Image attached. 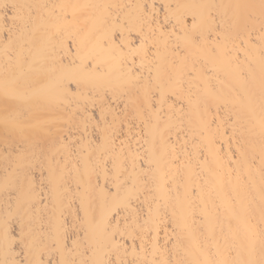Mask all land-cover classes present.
<instances>
[{
  "label": "bare ground",
  "instance_id": "bare-ground-1",
  "mask_svg": "<svg viewBox=\"0 0 264 264\" xmlns=\"http://www.w3.org/2000/svg\"><path fill=\"white\" fill-rule=\"evenodd\" d=\"M4 11L16 20L0 22V264L261 259L264 0ZM142 41L147 55H132Z\"/></svg>",
  "mask_w": 264,
  "mask_h": 264
},
{
  "label": "snow or ice",
  "instance_id": "snow-or-ice-1",
  "mask_svg": "<svg viewBox=\"0 0 264 264\" xmlns=\"http://www.w3.org/2000/svg\"><path fill=\"white\" fill-rule=\"evenodd\" d=\"M13 7H15V5H13ZM193 27H195V20L193 21ZM197 39H198V35L196 33H194L193 36H192L193 42H196ZM143 43L144 42L142 41L140 48L137 49L136 52L132 53V55L135 56L139 52H143L144 56L147 55V49L144 48ZM4 99H5V102H6V109L11 108V105L7 103L8 101L11 100V97H9L6 94ZM157 111H159V110H157ZM178 160H179V157L176 156V155H173L171 160L168 162L171 167H175L176 168L177 174H179L180 170L185 167V165L182 162L181 163H177ZM149 163H151V161ZM204 163H207V157H205ZM118 178H119V174L117 175V179ZM149 179H153V177H149ZM160 180H161V183L159 184V188L161 190L166 191L169 195L173 191H175L177 193V196L179 197V190H180V187H181L180 184H174L172 188H168L167 187L168 181L164 180L162 176L160 177ZM148 182H149L148 179H146L144 181V183H146V184ZM205 183H207V180H205ZM200 187L201 186H200L199 182H196V183L192 184L191 186L186 188L185 196L186 197L190 196L193 199L199 197V195H200ZM195 222H196V218L193 215V223H195ZM157 230H158V227H157ZM148 231H151V229H148ZM3 264H8V261H4ZM65 264H77V262L73 260V261H67V262H65ZM85 264H86V262H85ZM102 264H121V262L120 261H107V262H102ZM126 264H137V262L136 261L126 262ZM153 264H171V262L162 261V262H153ZM176 264H184V262L183 261H177ZM209 264H229V262L228 261L209 262ZM244 264H264V240L261 241V259L259 261L248 260V261L244 262Z\"/></svg>",
  "mask_w": 264,
  "mask_h": 264
},
{
  "label": "rangeland",
  "instance_id": "rangeland-1",
  "mask_svg": "<svg viewBox=\"0 0 264 264\" xmlns=\"http://www.w3.org/2000/svg\"><path fill=\"white\" fill-rule=\"evenodd\" d=\"M6 2V1H5ZM8 2V1H7ZM9 4H11L10 2H8ZM8 3H6L7 5H9ZM5 13H4V16L2 17V19L0 18V22L2 23V24H4L5 23V25H6V27H4V28H7L8 27V25H9V23H10V25H9V27L8 28H10V26L12 27V24L14 23V20H16V19H13V18H10V16H9V13H8V11H4ZM2 20V21H1ZM13 22V23H12ZM16 22V21H15ZM12 23V24H11Z\"/></svg>",
  "mask_w": 264,
  "mask_h": 264
}]
</instances>
